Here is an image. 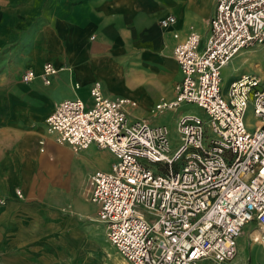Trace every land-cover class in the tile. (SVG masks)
Segmentation results:
<instances>
[{
	"label": "built area",
	"instance_id": "2783aa9c",
	"mask_svg": "<svg viewBox=\"0 0 264 264\" xmlns=\"http://www.w3.org/2000/svg\"><path fill=\"white\" fill-rule=\"evenodd\" d=\"M175 20L168 14L159 23ZM208 26L202 48L196 31L173 33L182 77L174 97L151 108L153 114L182 103L202 108L203 117L180 112L177 145L165 124L132 117L128 107L136 101L105 95L98 81L87 101L63 99L45 119L48 134L73 152L94 144L112 154L109 169L90 174L89 197L108 240L131 264H229L248 223L264 247V79L241 73L225 91L221 86L230 59L264 43V0H216ZM58 70L45 62L43 82ZM34 77L32 69L22 75ZM249 104L258 118L253 131L244 122Z\"/></svg>",
	"mask_w": 264,
	"mask_h": 264
},
{
	"label": "crops",
	"instance_id": "0c3cea01",
	"mask_svg": "<svg viewBox=\"0 0 264 264\" xmlns=\"http://www.w3.org/2000/svg\"><path fill=\"white\" fill-rule=\"evenodd\" d=\"M215 3L0 0V52L7 47L10 56L0 60V71H7L0 80V264H131L108 240L98 206L85 211L88 180L84 188L70 176L61 179L49 163L47 143L72 156L77 152L48 134L45 119L61 100L89 93L95 81L105 95L121 88L145 108L172 99L182 77L173 33L183 38L196 31L202 48ZM168 14L176 20L163 27L159 20ZM47 61L59 69L48 84L40 76ZM27 69L36 73L30 81L22 79ZM60 85L67 94L59 92ZM107 247L120 258L115 261ZM229 264H245L239 238Z\"/></svg>",
	"mask_w": 264,
	"mask_h": 264
},
{
	"label": "rangeland",
	"instance_id": "374dc122",
	"mask_svg": "<svg viewBox=\"0 0 264 264\" xmlns=\"http://www.w3.org/2000/svg\"><path fill=\"white\" fill-rule=\"evenodd\" d=\"M0 60H4L5 62H8L10 60L7 47L0 52ZM221 72V86L223 91L226 90L233 76L241 73L254 74L264 79V43L245 47L239 50L223 67ZM6 76L7 71H0V80L6 78ZM117 89V94H114V96L125 97L131 95V93H127V95L125 93V90L121 88ZM59 90L60 93H64V95L67 94V89L63 85H60ZM79 96L84 101H87L89 99V93H80ZM128 110L130 115L134 118L146 117L152 123L165 124L169 129L172 146L177 145L179 142V136L176 131V121L180 112H183L184 114L196 113L201 117L204 116L202 108L194 103H182L175 109H164L160 112H157L156 114H153L151 112L150 106L145 108L141 103L137 104L135 107H128ZM244 122L249 131H253L258 123V118L254 115L252 104L248 105L244 116ZM60 147L63 146L55 144L54 142L46 144L47 152L51 156V160L49 161V163H51L58 177L61 179L66 177L68 178L70 176L74 184L79 185L80 182H83V186L85 188L87 185V180L89 184V179L87 178L91 172L100 167L104 170L110 168L113 158L112 154L107 150L103 151L97 148L94 144H91L87 149L78 151L77 155L73 156L70 152H67V150H64V148ZM89 199H85L83 207L85 211L92 212L97 207V205ZM67 208L71 212V207L67 206ZM253 228V223H248L244 226L243 232L239 237V249H241V254L244 258L245 264H251L252 259L257 260L258 262H260V264H262L261 262L264 252L262 247L260 246L261 244H257V242L254 241L252 239V236L250 235ZM107 249L115 257V261L117 257L120 258L118 253L114 249H111L110 247H107ZM103 260H105V258ZM123 263L124 262L119 261V264ZM82 264H85V262H83Z\"/></svg>",
	"mask_w": 264,
	"mask_h": 264
}]
</instances>
